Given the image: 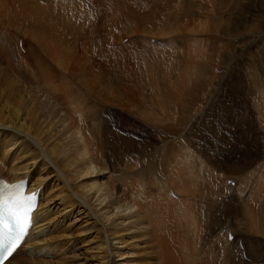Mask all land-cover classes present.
<instances>
[{"label":"rangeland","instance_id":"374dc122","mask_svg":"<svg viewBox=\"0 0 264 264\" xmlns=\"http://www.w3.org/2000/svg\"><path fill=\"white\" fill-rule=\"evenodd\" d=\"M83 1L79 13L88 15L89 21L85 18L79 24L72 17L74 13L78 14L74 8L68 17H62L66 28H74L67 23L72 21L78 27L65 42L69 47L68 52L54 55L33 37L25 39L7 13L0 17V124L6 126L1 131L4 137L0 136V174L8 179L18 162L35 159L42 147L56 148L62 154L60 142L71 140L73 146L82 152L87 149L95 161L94 168L89 167L77 182L84 192L98 187L104 190L106 196L114 193V198L126 193L132 203L133 199H138V192L142 191L149 198L162 200L159 196H163L164 200L173 203L177 197H173V201L163 192L158 194L157 188L163 191L167 187L173 190L175 187L176 191L175 185L179 182L175 183V178H184L180 181L181 186L190 192L192 198H184L181 203L177 201L170 206L178 210L180 217H177V221L183 223L187 240L197 258L206 259L207 264H237L236 261L241 264H264L258 262L264 261V222L260 224L259 221L264 220V213L260 210L264 196L261 200L255 198L257 187L264 184L261 183L264 182V155L262 159L246 157L249 152L259 154L264 149V0ZM46 3L54 4V1L48 0ZM177 4L176 13L173 6ZM175 14L179 21L178 17L174 20ZM97 19L103 21L101 31L99 27L95 28L97 36L103 38L101 45L92 31L95 26L93 21ZM155 22L162 26L151 29L150 24ZM56 24H59L58 19L49 28ZM146 37L147 40L142 39ZM124 39L127 41L122 42ZM151 40L161 41L162 45L153 44ZM20 42L24 51L20 49ZM64 53L68 56L64 57ZM41 59L47 62H40ZM40 70L42 74L51 75L54 85L45 80L33 81ZM77 77L98 80L94 91L106 97L98 93L93 95L96 98L90 97L87 88L77 82ZM64 78L71 80V91L64 84L67 82ZM252 78L260 82L255 87ZM60 85L61 90H57ZM105 87L112 89V96L104 91ZM176 90L184 93V97L189 90L187 97L191 100L188 108L182 110V104L175 98ZM153 94L158 99L162 94L167 95L171 107L165 109L156 102H147L146 97L153 99ZM45 98L51 106L45 105ZM157 98L153 101H157ZM70 99L75 102L73 106L68 103ZM58 111L66 119L65 122L58 116ZM219 111L227 115L225 122L215 119ZM93 125L100 127V134L93 133ZM108 130L114 133L113 137H108ZM18 133L26 137L19 139ZM85 139L89 142L87 145ZM230 139L234 146L230 144ZM15 144V149H11ZM180 147L190 149L193 159L190 155L184 157ZM167 153L170 155L167 156ZM179 157L182 158L181 162ZM184 162L188 174L182 177L178 169L180 172L174 175V183L170 182L174 167ZM236 167L241 169L237 171ZM259 168L262 171H257ZM231 170L237 172L233 175L229 173ZM213 176L223 178V190L213 197L221 196L220 201L226 205L227 211L218 219L212 215L210 207H205L206 195L211 200L212 190L215 194L219 189L217 183L209 184ZM235 177L239 181L234 179V182L238 181L240 185L232 190L225 188L223 181ZM185 179L189 184L184 182ZM205 184L209 185L211 193H205ZM54 188L60 191L63 184L54 182ZM192 188L197 189L198 193ZM239 197L254 209L255 214L251 213L250 220L248 217L243 221L235 215L233 207L240 209L243 206L236 205ZM119 199L122 202L123 196ZM182 202H191L193 208L186 209ZM54 203L49 236L53 238L52 243L59 246L48 251L44 262L96 264L91 259L90 250L104 246V232L100 229L98 233H82L77 238L75 229L70 231L67 226L69 217L76 216L77 211L70 209L71 202L63 195ZM146 218L150 226H159L162 222L156 219L150 223L149 217ZM210 222L217 232L226 225L224 222L229 228L232 226V231L236 232L234 235L231 231L234 238L226 240L228 244L233 243L235 238L246 241L244 251L239 243L236 245L238 247L234 252L237 251L235 255L238 256L235 259L232 253L234 262L226 259L227 249L223 238L227 231H221L217 237L218 234L209 229ZM237 231L245 233L239 234ZM124 234L119 231L110 237L124 244V253H130V259L140 254L143 256L145 251L136 241V235L129 231ZM205 244L207 249L204 248ZM251 250H255L257 256ZM93 253L98 256L96 251ZM241 255L249 256L250 260L246 257L241 259ZM24 256H28L27 251L21 252L18 258ZM142 261L148 263L147 258ZM15 262L19 264L20 259Z\"/></svg>","mask_w":264,"mask_h":264},{"label":"bare ground","instance_id":"6f19581e","mask_svg":"<svg viewBox=\"0 0 264 264\" xmlns=\"http://www.w3.org/2000/svg\"><path fill=\"white\" fill-rule=\"evenodd\" d=\"M46 1H48V0H0V17H3V13H7L9 15V19L12 22V24L14 25V27H17L18 32L20 34H23V37L25 39L30 40L33 37L35 41H37L38 43H42L44 47H47L48 49H50L49 52L52 55L57 54L59 52H68L66 50H68L69 47L66 43L72 37L71 33L75 32V29L74 28H66V23L62 19V17H68V13L70 12V10L72 8H74L77 10L76 14L77 13L78 14L75 15V13H74V16H72V17L77 19L79 24H82V21L85 18L89 21L88 15L84 14V16H83L79 13V11L81 9L80 5L84 1L83 0H53L54 4H48V3H46ZM175 6H176V9H175ZM175 6H173V9L177 13L178 4ZM188 9H190V7H188ZM101 10H104V8L103 9L101 8ZM59 11L65 12V13H60ZM52 12H56V13L52 14ZM85 12L86 11H84V13ZM108 12H110V11H108ZM53 17L55 19H52ZM177 17H178L177 14H175L174 20H176ZM57 19L59 21V24H56L55 26H52L51 28H49V25H51V23H53V21H56ZM179 20H180V18L178 17V21ZM93 22L95 24L94 28H92V31H94L93 36L96 38V40L101 45L103 38H100L97 36V34L95 32V28L99 27L100 31H101V25L103 24V21L100 19H97V20H94ZM67 23H69V22H67ZM150 26L152 27L151 29H153V28H156L158 26H162V24H159V22H155L153 24H150ZM100 31H99V33L101 35ZM142 39L147 40V37L142 38ZM148 40H149V43L151 44L150 39H148ZM19 41H20V39L18 40V42ZM151 41L153 44L162 45L161 41H157L156 43L154 42V40H151ZM91 46L92 47L94 46L93 43L91 44ZM20 49L23 50L22 44H21ZM62 55H64V57L68 56L66 53H64ZM56 60L57 61L61 60V62L69 61V59H64V60L63 59H60V60L56 59ZM39 61L40 62H47L44 59H41ZM50 77H51V75H47L46 73L42 74V72L40 70L39 74L34 76L33 81H38V82H43L44 80L46 82L54 81V79L51 80L52 77L51 78ZM64 79H65V81L67 80V82H68V83L66 82L64 84L68 85L69 90L71 91V87H70V85L72 83L71 80L70 79L68 80L66 78H64ZM77 79H78L77 82L79 84H81L82 86L84 85L87 88V90L91 93L90 94L88 92V95L90 97L91 96L94 97L93 95L98 93V92L94 91L96 88V85L98 83V80H96L95 78H92L91 80L80 79L79 77H77ZM252 79H253V81L251 80V82H254V87L257 86L258 83H260V82L257 83V80H255L256 78L255 79L252 78ZM180 80L182 81L183 79L181 78ZM51 83H53V82H51ZM53 85H54V83H53ZM179 85L180 84H178V86ZM248 86H250V85H248ZM259 86H260V84H259ZM64 87H63V89H64ZM254 87H251V89ZM57 90H61V85L57 87ZM55 91H56V89H55ZM55 91L53 89V92H55ZM104 91L108 95L112 94V89L110 87H105ZM189 93H190L189 90H187L186 96L184 97V95H183L184 93L181 94V91L180 92H178L177 90L175 91V95H176L175 98L177 100H179V102L182 104V110L189 107L188 104L191 100L189 97H187V95H189ZM98 94H100L101 97L105 96V94H102V93H98ZM158 94H160V93H158ZM63 95H65V93H63ZM170 95H169V97H170ZM190 95H192V94H190ZM101 97H100V99H101ZM153 97L157 98L154 94H153ZM237 97H238V95H237ZM65 98H66V96H65ZM94 98H96V96ZM151 98L146 97V99H147L146 101L149 103L150 102L151 103L156 102V105L161 104L162 107H165V109H169L171 107L169 104L170 100L167 98V95H165V94L160 95L159 99L157 98L158 99L157 101H153L154 98L153 99H151ZM45 99H44L45 105L51 106L52 104H50L49 101L47 99L46 100ZM171 99L174 100V98H172V97H171ZM71 102H72V100L70 99V102H68V103L72 104V106H73V104L75 102H72V103ZM233 104L234 103H232V105ZM187 105H188V107H187ZM66 107H68V106H66ZM225 107H227V106H225ZM231 107L234 108V106H231ZM217 113H220V111L216 112V114ZM229 113H230V111H229ZM58 116L60 117V119H62L63 122L66 121L65 118H62L60 116L59 111H58ZM186 116H188V115H186ZM230 116H231V113H230ZM188 117H190V116H188ZM214 117H215V119L220 120L221 122H225L227 119V115L221 114V113L217 114ZM228 117H229V115H228ZM215 119H214V121H215ZM159 120H161V119H159ZM169 120H170V118H169ZM183 120H184V118H183ZM228 120H229V118H228ZM94 125H93V127H95ZM4 127H6V126L0 124V136H2L1 138L4 137V135L1 133L2 128L4 129ZM99 128L100 127L97 125L94 128L93 133H95L96 135L100 134ZM92 131H93V128H92ZM107 133H108L107 135L109 138L113 137V135H114V133L111 132L110 130H108ZM8 134H10V133H8ZM18 134H19L18 135L19 137L18 136L17 137L19 139L26 137L25 135H20L21 133H18ZM8 136L9 135H7L6 137H8ZM20 136H22V137H20ZM262 140L264 141V139H262ZM249 141H251V140H249ZM230 142H231L230 144L233 143L231 139H230ZM88 143L89 142L85 139V144L87 145ZM248 144L250 145L252 143L248 142ZM16 146H17V144H15L12 147H10V146H7V147H10L11 149H15ZM232 146H234V144H232ZM262 146H263V144H262ZM60 148L62 150V154H59L60 151H58L56 148L51 149V148H43L42 147L39 149V156H37L35 159L31 160L30 162H20V163L18 162L15 170H12L13 174L9 175L8 179L3 178V175L0 174V178L7 180V182H9V183L16 181V180H20V179H27L28 184H27L26 192L28 193V192L36 191L39 193L38 207H37L36 211L33 213L30 228H29L22 244L20 245V247L11 255V257L4 264H16L15 261L17 259H20L19 264H50V262H48V261L44 262V258H46L45 256L48 255V251L51 248L56 249L59 246V245L58 246L54 245L52 243L53 238H51L49 236V232L51 229L50 224H51V218L53 216V210H54V208H52V206L55 204L54 202L58 201V197L60 195L65 196L68 199V201L71 202L70 209L72 211H75V212L77 211L76 216L71 215L69 217L70 223H69V225H67L70 227V229H71L70 231L75 229L74 232L77 233V235H76L77 238L80 237V235L82 233H86L87 235H90L92 233H98L100 229L104 232L105 237H106V242L104 243V246L102 248L94 247V248H91V250H90V251H92V258L89 257V259L91 258L92 261H95L96 264H207L206 259H205V261H203L200 258H197V255L194 252L193 247L191 246V244L187 240L188 238H187L183 223L180 221H177V217H180V215L178 216V214H179L177 212L178 210H174L173 207L170 206V204L173 205V204H175L174 202H177V201H178V203H179V201L181 203V201H183L184 198H186L188 200H190L192 198L190 195V192H187L188 190L186 188L185 189L182 188V186H181L180 181H182L184 178L181 179V177H180V179H178L179 178L178 176H180V175L177 176L178 177L177 179L175 178V180H176L175 183L179 182L178 185H175L176 191H174L175 187H174V190L172 189V187H167V189L163 190V191H161L160 189L157 188L158 194H160L159 192H163L164 196L167 195L168 197H172V196L177 197V199H176L177 201H174L175 198H173V201H174L173 203H172V201L170 203V200H169V202H168V200L167 201L164 200L163 196H162L163 198L161 196H159L160 199H162V200H157L156 199L157 197L149 198L147 196V194L146 193L144 194L142 191L138 192V194L136 195V197L138 199L137 200L133 199L132 203H131L130 199L128 197H126V193L125 194L121 193L123 196V201L121 202L119 198H121L122 196H118L119 197L118 198L115 195V198H114V193H112L110 196H106V193L104 192V190L99 189L98 187H95V189L93 191H87V192L82 191L81 188L79 186H77V182L80 180L83 173H85L89 167L94 168L93 165H95V164L93 162H95V161H93V158H92L93 156L91 155L90 152H88L87 149H85L84 152H82L77 147H74L71 140L61 141L60 142ZM182 148H184V150ZM182 148L180 147V149H179V150H181L180 153L184 157L190 155L191 156L190 158L193 159L194 155H193L192 151L190 149H188L187 147H182ZM200 151H201V149H200ZM263 152H264V149H263ZM263 152H260L261 153V154L259 153L260 155L249 152L246 154V157H249V158L254 157L257 159H262V157L264 155ZM180 153H179V155H180ZM168 155H170V153H167V156ZM195 155H197V154H195ZM165 158H166V156H165ZM179 159H180V157H179ZM181 159L179 160L180 162H181ZM183 159H186V158H183ZM180 164L181 163H179V165H178V163H177V166L174 167L175 171L173 170L174 173H171L173 176L170 177L172 179L170 182L174 181V175H176L179 170L181 171L182 177L186 176L188 174L189 171L187 172V169H188L187 164L185 162H184V164H181V165ZM185 164H186V166H185ZM263 164H264V162H263ZM238 167H236L237 171H238V169H241V167L240 168H238ZM236 170H231L229 173L230 174L233 173V175H234V172ZM257 171H259V172L262 171V168H259V170H257ZM140 172H142V170ZM147 172H149V170ZM260 174H262V173H260ZM260 174L258 173V175H260ZM135 175L137 176L138 173H136ZM136 176H134V179L136 178ZM168 176H170V175H168ZM222 179L223 178L220 176L217 179V184L219 186L218 187L219 189L217 191L218 194H219V192H221V190H223ZM234 179L238 180V177H235L233 179L232 178L225 179L223 181L225 188H227L228 190H229V188H230V190H232L234 188L236 189L238 187L237 185H240V182L238 183L239 180L236 181L237 184H235L234 186L227 184V182L236 183V182H234L235 181ZM207 180H209V178H207ZM207 180L205 182H207ZM262 180H264V179L262 178ZM54 182L55 183L59 182V183L63 184V189L60 191H56L54 188ZM184 182L188 183V182H186V179L184 180ZM145 183H147V181ZM172 183H174V182H172ZM211 183H212V180L209 182V184H211ZM261 183L263 184L264 182H261ZM132 187H133V184H132L131 188ZM185 187H186V185H185ZM192 187L194 188L193 185H192ZM131 188H129V189H131ZM138 188H139V186H138ZM195 190L197 191V189H195ZM204 190H205V193L206 192L211 193L210 187L208 184H205ZM256 190L257 191L255 194L256 195L255 198L259 199L260 198L259 196H261V195H262V197L264 196V184L259 185V187H257ZM197 193H198V191H197ZM116 194H117V192H116ZM211 194H210V198H211ZM238 195L241 196V194H238ZM249 199L252 200L251 198H249ZM214 202H215V200H214ZM182 203H183L182 205L184 207H186V209H192L193 208L191 202H182ZM236 205L238 207H240L241 205H243V206H241L240 209L235 207V206L233 207V209L235 211V215H237L243 221H245V218H248V217L250 220V215L254 211V209H252V207L250 206V203L246 202L244 204V202L239 197L238 203ZM194 207L196 208V206H194ZM230 208L231 207H229V209ZM217 209H219V208H217ZM260 210L262 213H264V204L261 205V203H260ZM219 211H221V210H219ZM146 217H149L150 223L155 222L156 219L157 220L160 219V220H162V222L159 224V226H157V225L150 226V224H148V222H147ZM182 218H184V217H182ZM262 219L259 220L260 224L264 222V220H262ZM224 224H226V225H224ZM224 224H223L224 225L223 228L221 226V228H222L221 231H222V233L227 231L226 233H224V238H223L225 248L227 249L225 251V253H227L226 259L228 261L230 259L232 262H234V255H235V252H237V251L234 252V250H237V247H238V246L236 247V245L239 243V247H241V250L244 251L246 249L245 248V242L246 241H243V240L241 241V240H238L237 238H235L233 243L228 244V242H226V240L228 241V236H231V238H232L231 240H233V238H234L233 234L235 235L234 232H236V231H232L233 230L232 226L229 228L227 225V222H224ZM232 225H234V224L232 223ZM237 226H239V225L237 224ZM240 227L243 230L242 226H240ZM82 230H84V231L82 232ZM119 231L123 235H125L124 234L125 231H129V232L135 234L136 237L138 238V240H136V241L139 242V245L143 248V250L145 251V254L143 256L140 254L135 259H130L129 258L130 253H124V248H123L124 244L117 241V240H111L110 236L115 235ZM231 231L233 234L231 233ZM209 232H210V230H209ZM237 232H239V231H237ZM241 233L239 232V234H241ZM243 233H245V232H243ZM220 234H221V232H220ZM191 237H192V235H191ZM217 237H219V234L217 235ZM239 238H241V237H239ZM125 248H126V246H125ZM204 248L207 249L206 244H205ZM221 248H223V247L221 246ZM97 249L100 250L99 253H98ZM241 250H239V251H241ZM23 251H25V252L27 251L28 256H24L23 258H18V255ZM93 251H96L98 256L93 255L94 254ZM248 251H247V253H248ZM251 251H252L253 255L257 256L256 252H254L255 250L254 251L251 250ZM218 253H220V252H218ZM240 253H239V255H240ZM201 255H202V253H201ZM211 256H213V254ZM216 256L217 255H215V257ZM236 256H238V255H235V259H236ZM110 257H111V259H110ZM245 257L247 260H250V258H248L249 256L247 257L245 255ZM145 258H147L148 263L142 261ZM72 259L74 260V262H76V260L74 258H72ZM226 259L224 261H226ZM241 259H243V258H241ZM262 259H263V257H262ZM218 261H219V258H218ZM242 261H240V262H242ZM236 262H237V264H241L238 261H236ZM258 262H264V261H258ZM254 263H252V264H254ZM217 264H218V262H217ZM232 264H234V263H232Z\"/></svg>","mask_w":264,"mask_h":264},{"label":"crops","instance_id":"0c3cea01","mask_svg":"<svg viewBox=\"0 0 264 264\" xmlns=\"http://www.w3.org/2000/svg\"><path fill=\"white\" fill-rule=\"evenodd\" d=\"M69 26L70 27H74V28H77L78 26L75 25V23L72 21L71 23L69 22ZM219 177L218 176H213L212 177V185H215L217 183V179ZM214 180V181H213ZM217 194V192L214 194V189L212 190V194H211V200L209 199V197L206 195V203H205V207L206 208H211V212L213 213L212 215H216V219H218L219 215L222 216L223 214H225L227 211H226V205L222 203V201H220V197H216L214 198L213 195L215 196ZM260 200L262 198V195L259 196ZM213 198V199H212ZM215 200V202H214ZM210 203V204H209ZM215 207V208H214ZM219 208V209H217ZM216 210V211H215ZM221 210V211H219ZM216 213V214H215ZM223 213V214H222ZM213 223V222H212ZM222 223V222H221ZM209 229L213 232V233H216V234H220L222 228L219 229V231L217 232V229L215 228V225L214 224H211V222L209 223ZM215 230V231H214Z\"/></svg>","mask_w":264,"mask_h":264}]
</instances>
